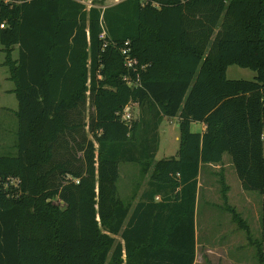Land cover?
I'll return each mask as SVG.
<instances>
[{
  "label": "trees",
  "instance_id": "obj_1",
  "mask_svg": "<svg viewBox=\"0 0 264 264\" xmlns=\"http://www.w3.org/2000/svg\"><path fill=\"white\" fill-rule=\"evenodd\" d=\"M0 24L18 102L16 152L0 155V264H193L198 176L224 154L264 214V0H0ZM233 64L254 78H227ZM164 117H178L179 149L155 161ZM121 162L149 172L126 200Z\"/></svg>",
  "mask_w": 264,
  "mask_h": 264
},
{
  "label": "rangeland",
  "instance_id": "obj_2",
  "mask_svg": "<svg viewBox=\"0 0 264 264\" xmlns=\"http://www.w3.org/2000/svg\"><path fill=\"white\" fill-rule=\"evenodd\" d=\"M93 1L99 2V0ZM13 54L16 57L17 50H14ZM2 60L3 54L0 52V63ZM2 69L1 71L8 74L5 67L2 66ZM255 74L252 68L235 64L229 65L226 70V76L230 79L251 80ZM8 86L13 87V83L9 81L3 85L0 79V155L16 152L14 148L17 139L15 111L18 102L14 93L2 94ZM91 111L92 107L87 103L86 122ZM127 111L130 113L131 121L139 117V109L136 106L131 110L128 108ZM199 129V122L191 123L192 131H199ZM179 134L176 118L164 117L160 121L155 142V161L171 156L176 157L179 149ZM228 157L229 155L225 154L221 164L203 165L199 175L194 264H264V257H262L264 256V214L261 195L256 191L242 188ZM141 169L133 162L119 164L117 186L122 199H129L137 187L139 195L145 188L149 172L141 176ZM219 171L223 172L220 174ZM225 185L227 188L223 196ZM233 211L238 215L241 224L234 219Z\"/></svg>",
  "mask_w": 264,
  "mask_h": 264
},
{
  "label": "crops",
  "instance_id": "obj_3",
  "mask_svg": "<svg viewBox=\"0 0 264 264\" xmlns=\"http://www.w3.org/2000/svg\"><path fill=\"white\" fill-rule=\"evenodd\" d=\"M85 5H86V7H87V9L89 8V7H91V6H93V5H95V6H98V7H102V8H104V7H107V6H111V5H113V4H116L117 2H119V1H122V0H99V2H96V1H93V0H81ZM0 52L3 54V60L1 61V63H0V79H1V81H2V83H3V85L5 84V83H7V82H9V81H11L12 83H13V87H9L8 86V88H5L4 90H3V92H2V94L4 93V92H8V93H10V92H12V93H14L13 92V90H14V88H15V85H14V82L11 80V79H9V73L8 74H6V73H4V71H1V70H3L2 69V66L3 67H5L6 69H7V67L3 64V61H4V52L1 50V46H0ZM7 72H8V69H7ZM5 87V86H4ZM15 94V93H14ZM16 96V95H15ZM174 118H176L177 119V121H178V117H174ZM178 123V122H177ZM200 123V129H199V131H196V132H203L204 130H205V124L204 123H201V122H199ZM179 138V137H178ZM225 155V154H224ZM223 158H224V156H223ZM228 158H230V157H228ZM231 160V159H230ZM222 161H223V159H222ZM218 164H221V162L220 163H218ZM231 164H232V162H231ZM232 166H233V164H232ZM235 171V170H234ZM201 172V171H200ZM219 172H223V171H219ZM200 175V174H199ZM198 188H199V176H198ZM198 192H199V189H198ZM158 198H159V196H157ZM196 257V256H195ZM195 261V260H194ZM194 264V263H193Z\"/></svg>",
  "mask_w": 264,
  "mask_h": 264
},
{
  "label": "built area",
  "instance_id": "obj_4",
  "mask_svg": "<svg viewBox=\"0 0 264 264\" xmlns=\"http://www.w3.org/2000/svg\"><path fill=\"white\" fill-rule=\"evenodd\" d=\"M2 27L3 24H0ZM102 38L105 36V32L103 31L100 35ZM129 42L125 41L124 46L121 48V54L123 55L124 58V65L128 69H134V65L136 64V60L131 57L130 55V48H129ZM123 80L127 83L129 86H137L139 85V78L136 80H133L129 75H126L123 77ZM128 108H125V111L122 115V119L124 120H129L130 119V113L127 111Z\"/></svg>",
  "mask_w": 264,
  "mask_h": 264
}]
</instances>
